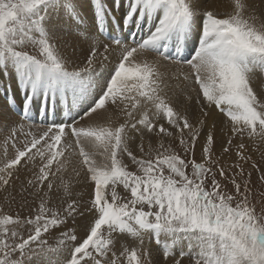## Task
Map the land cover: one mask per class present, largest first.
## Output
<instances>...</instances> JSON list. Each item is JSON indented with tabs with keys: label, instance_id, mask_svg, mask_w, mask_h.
<instances>
[{
	"label": "snow or ice",
	"instance_id": "obj_1",
	"mask_svg": "<svg viewBox=\"0 0 264 264\" xmlns=\"http://www.w3.org/2000/svg\"><path fill=\"white\" fill-rule=\"evenodd\" d=\"M258 74L253 0H0V264H264Z\"/></svg>",
	"mask_w": 264,
	"mask_h": 264
},
{
	"label": "rangeland",
	"instance_id": "obj_2",
	"mask_svg": "<svg viewBox=\"0 0 264 264\" xmlns=\"http://www.w3.org/2000/svg\"><path fill=\"white\" fill-rule=\"evenodd\" d=\"M259 76V74H258ZM254 85L258 88L264 89V76H259V78L254 79ZM177 92V90H176ZM219 117V116H218ZM222 119V117H220ZM220 120V119H219ZM217 120V121H219ZM239 142V141H237ZM245 144L248 145V153L252 156V160L255 161L259 166H260V171L253 172L252 179L254 181L253 184V197L254 201L257 204L258 209L260 207H264V197H262V194H264V187H262L258 181V176L261 174L262 171H264V143L257 141L255 144H253L252 141H249L247 138H245ZM167 143V141H166ZM155 146V145H154ZM254 157V158H253ZM196 158L199 160L200 158V151L197 149L196 152ZM228 163H232V159L228 160ZM250 163L249 165H246V170L251 171L250 168ZM11 192V189L9 190ZM18 191V189H17ZM15 195V193H12ZM0 195H5L3 193H0ZM20 197L17 196V202H19ZM29 201H31V198H29ZM3 202V201H0ZM13 210H15L16 205H12ZM28 210L26 209L24 214L27 215ZM48 241L49 244L55 245L56 240L54 237H45ZM185 264H187V261H185Z\"/></svg>",
	"mask_w": 264,
	"mask_h": 264
},
{
	"label": "bare ground",
	"instance_id": "obj_3",
	"mask_svg": "<svg viewBox=\"0 0 264 264\" xmlns=\"http://www.w3.org/2000/svg\"><path fill=\"white\" fill-rule=\"evenodd\" d=\"M215 2L218 4V5H223L225 2H226V0H215ZM253 2H254V4H255V7L257 8V9H260L261 8V6L262 5H264V0H253ZM225 9L223 8V7H221L220 8V11H224ZM179 90L177 89V92H178ZM177 92H172V93H170V96H171V98L173 99V102L174 103H177V104H180V102H181V99L182 98H178V96H177ZM7 95V92H6V90H5V86H4V84L2 83V82H0V103H3V101H4V97ZM194 95V94H193ZM219 116V117H218ZM221 116L220 115H215V118H216V120H219V119H221L220 118ZM4 132L6 133V129L4 130ZM254 158V157H253Z\"/></svg>",
	"mask_w": 264,
	"mask_h": 264
}]
</instances>
